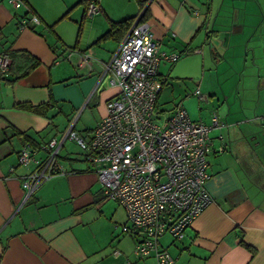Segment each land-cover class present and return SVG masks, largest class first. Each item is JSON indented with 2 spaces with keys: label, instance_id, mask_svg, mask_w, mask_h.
<instances>
[{
  "label": "crops",
  "instance_id": "1",
  "mask_svg": "<svg viewBox=\"0 0 264 264\" xmlns=\"http://www.w3.org/2000/svg\"><path fill=\"white\" fill-rule=\"evenodd\" d=\"M96 2L99 10L87 15V0H21L19 7L0 0V52L23 51L14 57L19 68L27 54L39 60L22 77H0V264H157L133 253L132 235L122 228L116 235L125 211L103 195L89 165L63 164L64 173L27 198L21 186L31 166L18 163L24 144L18 131L38 142H29L33 147L60 140L59 123L82 107L94 111V128L118 93L105 65L125 34L97 39L139 6ZM31 16L38 22L21 24ZM144 21L158 53H179L158 64L156 105L177 82L190 94L206 92V111L199 118L187 112L191 119L210 124L215 113L221 123L209 130L211 202L181 240L164 234L160 242L178 264H264V0H150ZM184 98L177 105L187 110ZM50 99L52 108L40 111L16 106Z\"/></svg>",
  "mask_w": 264,
  "mask_h": 264
},
{
  "label": "built area",
  "instance_id": "2",
  "mask_svg": "<svg viewBox=\"0 0 264 264\" xmlns=\"http://www.w3.org/2000/svg\"><path fill=\"white\" fill-rule=\"evenodd\" d=\"M15 7L21 0H9ZM87 15L99 10L96 0H87ZM141 13L125 33L118 49L105 65L109 83L118 93L106 104V113L86 139L68 127L62 139L52 138L33 147L25 142L18 163L32 165L21 179L27 198L40 184L57 173H64L57 155L67 137L85 149V160L96 172L103 195L125 211L122 231L133 236V253L153 256L157 264H178L162 246L160 237L169 234L181 240L185 230L211 202L206 181L209 177V130L220 126L213 113L211 123L193 120L180 105L167 115L156 107L160 86L157 67L161 60L173 61L179 53H158L156 37ZM36 16L21 24L36 23ZM87 59L88 54L84 55ZM10 57L0 52V77L8 74ZM195 94L205 99L198 89ZM44 150L40 156L39 151Z\"/></svg>",
  "mask_w": 264,
  "mask_h": 264
},
{
  "label": "rangeland",
  "instance_id": "3",
  "mask_svg": "<svg viewBox=\"0 0 264 264\" xmlns=\"http://www.w3.org/2000/svg\"><path fill=\"white\" fill-rule=\"evenodd\" d=\"M193 71L195 72L196 75H203L201 68H196ZM174 81H176V80H174ZM183 81L188 83V81H190V80L188 79V80H183ZM174 84H175V88H177V89L176 90L174 89V91H172V94L168 90L164 89L162 94H161L159 101H157V109L159 110V113L162 115L169 114L171 109L174 108L177 104H179L178 102L181 99V97H183V98L185 97L183 99L184 100L183 105L187 109L186 111L190 114L191 117L199 118V116L202 115L201 113L204 114V112L207 109V106L205 105V99L200 100L197 95L190 94L191 89H189V88L184 89V90L179 89V85L177 84V82H174ZM204 93H206V92L202 91V94H204ZM204 95H206V94H204ZM205 114H206V116H208L209 112L205 113ZM61 117L62 116H60V115L55 116V118H57L58 120L61 119ZM95 117H96V115H95L94 111H92L89 107L88 108L82 107L78 110H75V112H73L71 115H69L68 118L67 117L63 118V121L59 123V127L65 128L63 130V135H64V133L67 131L68 127L73 123L74 124L73 130L75 132H77L79 135H81L87 139L88 134H87L85 129L86 128H93ZM85 153H86L85 149L80 147V145L75 140L68 138L64 141L63 147H61V149L59 150V156L60 157H58V159H59L61 165L68 164L69 162H71V163L76 162V164L79 166L90 165V163L87 160H85ZM39 154L41 156H43L44 150H40ZM20 165H22V164H20ZM30 166L32 167L31 164H30ZM111 203H114L116 205V202L112 201ZM117 208L120 211H123L122 210L123 208L118 204H117ZM120 229H121V225H119L118 228L116 229V235L117 234L119 235L121 233ZM114 232H115V229H114Z\"/></svg>",
  "mask_w": 264,
  "mask_h": 264
},
{
  "label": "trees",
  "instance_id": "4",
  "mask_svg": "<svg viewBox=\"0 0 264 264\" xmlns=\"http://www.w3.org/2000/svg\"><path fill=\"white\" fill-rule=\"evenodd\" d=\"M138 6H139V13H141L139 20H144L147 16V11H148V2L149 0H136ZM138 13V14H139ZM134 16H130L118 21H113L110 24V27L108 28L107 31H105L98 39L97 41L106 39L109 36H113L114 38L116 37H122L125 32L129 29V27L131 26V24L133 23V21L136 19L137 15ZM5 52L9 55L10 57V66H9V70H8V74H10L12 76L11 80L17 79L19 77L24 76L25 74H27L31 69H33L38 63L39 60L36 57L30 56V55H26L25 56V64L22 65V67H18L16 64H14V57L23 51L20 50H5ZM25 54V53H24ZM16 106L20 107V108H24V109H28L31 111H40L42 109H48V108H52V100L50 99L48 102L46 103H42L39 105H33L30 103H16ZM177 106V105H176ZM157 107V105H156ZM173 109V108H172ZM171 109V110H172ZM93 130V129H92ZM18 133L20 135L23 136L24 139V143L25 142H30L31 144H33L34 146L36 144H38L37 141L33 140L31 137H29L25 132L23 131H18ZM92 132H87L88 134V138L91 136ZM87 138V139H88ZM59 156V152L58 155Z\"/></svg>",
  "mask_w": 264,
  "mask_h": 264
},
{
  "label": "water",
  "instance_id": "5",
  "mask_svg": "<svg viewBox=\"0 0 264 264\" xmlns=\"http://www.w3.org/2000/svg\"><path fill=\"white\" fill-rule=\"evenodd\" d=\"M149 1H150V0H149ZM148 3H149V2H148ZM148 3H147V4H148Z\"/></svg>",
  "mask_w": 264,
  "mask_h": 264
}]
</instances>
